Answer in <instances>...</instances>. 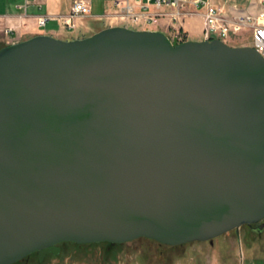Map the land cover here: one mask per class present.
Segmentation results:
<instances>
[{"label": "water", "instance_id": "1", "mask_svg": "<svg viewBox=\"0 0 264 264\" xmlns=\"http://www.w3.org/2000/svg\"><path fill=\"white\" fill-rule=\"evenodd\" d=\"M262 221L256 49L125 27L0 49V264L62 243L213 242Z\"/></svg>", "mask_w": 264, "mask_h": 264}, {"label": "rangeland", "instance_id": "2", "mask_svg": "<svg viewBox=\"0 0 264 264\" xmlns=\"http://www.w3.org/2000/svg\"><path fill=\"white\" fill-rule=\"evenodd\" d=\"M224 13L231 15L230 12ZM179 22L171 24L173 29L169 30L167 36L182 42L188 38L182 27L175 25ZM132 24H144L152 29L156 26L143 22ZM227 41L232 47H252L251 32L245 30L230 33ZM58 248L57 254H49L41 261L34 255L16 264H264V230L258 233L249 226H243L213 242L190 243L178 247L140 239L131 244L113 245L62 243Z\"/></svg>", "mask_w": 264, "mask_h": 264}, {"label": "crops", "instance_id": "3", "mask_svg": "<svg viewBox=\"0 0 264 264\" xmlns=\"http://www.w3.org/2000/svg\"><path fill=\"white\" fill-rule=\"evenodd\" d=\"M75 0H0V47L28 40L37 35H48L57 39L71 41L85 39L110 27H125L139 31H160L168 34L173 29L169 19H160L156 26L132 24L116 16L121 13L125 3L136 6L137 0H86L90 6V15L73 20L70 29L62 22L50 21L45 27L38 26L42 16H65L69 14ZM139 2V1H138ZM137 10V7H135ZM139 13V12H135ZM156 14L159 12H148ZM203 13L182 19L176 26H181L187 34V41H204ZM158 27V28H157Z\"/></svg>", "mask_w": 264, "mask_h": 264}, {"label": "built area", "instance_id": "4", "mask_svg": "<svg viewBox=\"0 0 264 264\" xmlns=\"http://www.w3.org/2000/svg\"><path fill=\"white\" fill-rule=\"evenodd\" d=\"M29 1L27 0V3ZM148 12L159 13L150 14ZM199 12H204L203 36L205 40L218 39L227 44L230 33L249 31L252 37V48L264 58V0H137L136 6L125 3L121 13L116 16L124 21L156 25L163 18L172 22L181 21ZM224 12H230L231 15L227 16ZM89 15V3L86 0H75L69 14L42 16L37 23L42 28L50 21L56 20L72 29L73 20Z\"/></svg>", "mask_w": 264, "mask_h": 264}, {"label": "flooded vegetation", "instance_id": "5", "mask_svg": "<svg viewBox=\"0 0 264 264\" xmlns=\"http://www.w3.org/2000/svg\"><path fill=\"white\" fill-rule=\"evenodd\" d=\"M262 223H264V221H262L261 223H258V224H256V225H254V226H249L250 228H255V227H257L259 224H262ZM55 249L56 250H58L59 248H58V245L55 247ZM49 254H55L54 252H51V251H49V249H45V250H43V251H41L40 253L39 252H36V253H33V254H31L30 256H28L27 258H25L24 260H26V259H28V258H31L32 256H34V255H36L38 258H39V260L41 261V260H43L47 255H49ZM24 260H22V261H24ZM21 262V261H20Z\"/></svg>", "mask_w": 264, "mask_h": 264}, {"label": "trees", "instance_id": "6", "mask_svg": "<svg viewBox=\"0 0 264 264\" xmlns=\"http://www.w3.org/2000/svg\"><path fill=\"white\" fill-rule=\"evenodd\" d=\"M186 41H187V39L183 40L182 42H186ZM5 47H7V46L6 45H3V46L0 47V49L5 48ZM196 243H198V242H196ZM107 244H109V243H107ZM110 245H113V244H110Z\"/></svg>", "mask_w": 264, "mask_h": 264}]
</instances>
